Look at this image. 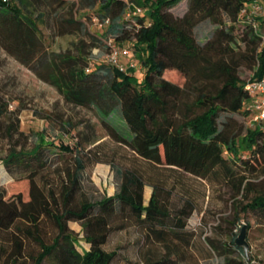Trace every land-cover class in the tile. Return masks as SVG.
Instances as JSON below:
<instances>
[{
  "label": "trees",
  "instance_id": "1",
  "mask_svg": "<svg viewBox=\"0 0 264 264\" xmlns=\"http://www.w3.org/2000/svg\"><path fill=\"white\" fill-rule=\"evenodd\" d=\"M14 1L25 12L0 0L1 50L54 87L67 104L90 109L112 141L144 161L229 184L234 226L250 227L239 223L241 213L264 220V122L244 127L233 118L251 119L245 87L264 78V31L258 18L256 29L240 16L252 0ZM182 1L184 13L174 16L171 9ZM30 3L59 11L55 34L78 36L74 52L47 50L38 21L49 27L48 16L33 19ZM81 9L88 12L78 17ZM205 21L216 29L201 44L193 31ZM237 24L243 28L236 34ZM124 48L136 64L131 77L109 63L91 68L92 50L110 55ZM242 68L253 72L250 79L240 77ZM173 74L182 76L181 84ZM8 107L0 101V118ZM13 129L7 128V138H13ZM50 146L38 142L26 150L14 144L1 159L15 181L28 183V200L20 194L9 198L0 187V264H113L118 253L104 246L111 231L127 225L141 233L137 254L142 264H200L192 251L195 234L187 229L196 210L190 199L171 210L152 186L145 205L142 175L114 167L116 194L97 202L81 200V175L90 162L101 161L98 154L84 152L80 142L72 151L65 148L71 157L54 183L44 176ZM56 148L63 157L62 146ZM47 222L54 227L52 237ZM68 222L80 223L90 245L86 253L76 250ZM204 240L223 264H253L235 240L228 245Z\"/></svg>",
  "mask_w": 264,
  "mask_h": 264
},
{
  "label": "rangeland",
  "instance_id": "2",
  "mask_svg": "<svg viewBox=\"0 0 264 264\" xmlns=\"http://www.w3.org/2000/svg\"><path fill=\"white\" fill-rule=\"evenodd\" d=\"M185 4L182 1L173 7V15L181 16ZM9 6H13L12 0ZM235 28V33H240L243 25L237 24ZM215 29L214 25L205 21L195 27L193 34L196 41L202 44L211 37ZM261 30L264 31V28ZM43 31L47 34L45 29ZM79 39L78 36L57 38L52 49L60 53L74 52V45ZM108 57L98 50H92L91 68L95 64H107ZM128 62L127 58L120 56V64L126 66ZM131 74L133 72L130 71L123 75L131 77ZM252 74L246 68L240 71V77L244 80L250 79ZM172 79L179 84L183 81L179 74H173ZM0 101L9 104L7 114L0 118V187L5 188L7 197L20 194L23 201L28 200V183L15 181L1 163L12 145L15 144L18 149L30 150L38 142L44 145L53 143L54 146H50V151L47 152L49 165L44 176L57 183L59 174L71 157L64 149L69 148L72 151L74 144L80 142L85 148L84 152L94 149L101 161L90 162L82 173L79 199L97 202L114 196L119 180L113 168L136 170L146 184L143 192L145 205L150 200L152 186L158 189L161 200H168L171 210L182 207L188 199L194 203L196 210L187 220V229L195 234L193 254L200 260V264H223V257L210 251L204 239L210 238L228 245L240 234V227L234 226L232 188L229 184L209 182L175 168L152 165L144 161L127 147L112 141L90 109L67 104L54 87L8 58L1 49ZM233 118L244 127L252 124L250 118L244 115L235 114ZM10 125L14 126L12 139L6 135ZM56 146H62V152H65L63 157L59 156L60 149ZM237 170L242 169L238 166ZM261 180L262 178H258L256 181ZM240 218L241 226L245 223L250 226L246 229L245 236L247 258L253 264H264V220L251 213H241ZM68 226L76 235V250L80 254L89 251L90 245L84 239L80 223L68 222ZM45 230L49 237L54 235V227L50 222H47ZM140 235L136 227L129 225L110 232L104 249L108 252L117 251L118 256L113 264H142L137 254Z\"/></svg>",
  "mask_w": 264,
  "mask_h": 264
},
{
  "label": "built area",
  "instance_id": "3",
  "mask_svg": "<svg viewBox=\"0 0 264 264\" xmlns=\"http://www.w3.org/2000/svg\"><path fill=\"white\" fill-rule=\"evenodd\" d=\"M3 1L6 2L7 0ZM139 11L138 9V12ZM262 14H264V2L261 0H252L248 6L246 5L242 9L240 16L245 17L246 21L252 23L254 28L257 29L258 24L256 19ZM108 56V63L114 66L120 73L126 74L130 71H135L136 64L133 61V54L130 49L124 48L121 52L114 50ZM120 56L129 60L126 66L119 63ZM87 72H89V70H87ZM245 88L251 97L249 103L251 123L264 122V78L256 82H248Z\"/></svg>",
  "mask_w": 264,
  "mask_h": 264
},
{
  "label": "crops",
  "instance_id": "4",
  "mask_svg": "<svg viewBox=\"0 0 264 264\" xmlns=\"http://www.w3.org/2000/svg\"><path fill=\"white\" fill-rule=\"evenodd\" d=\"M11 1V0H10ZM262 2H264V0H261ZM13 2V6L17 7L18 5L15 3L14 0H12ZM18 8L21 9L20 6H18ZM28 11L31 13H27V14H30V16L33 18V19H36V20H39L40 19V16L45 14L46 17H47V20L46 22H48V25L49 27L45 26L46 24H44L41 19L38 21V28L39 30L42 32V34L44 35V38H45V41L46 43L49 45V47L47 48V50L51 51V52H56L52 49V44L54 43V41L57 39V38H61V37H64V36H73V35H68V34H65V35H57L55 34V28H56V24L54 22L55 20V15L59 12V11H56L52 8V6H49V4L47 5H44V4H38V3H30L29 6L27 7ZM22 11H24V9H21ZM25 12V11H24ZM86 12L88 11H85L83 9H81L80 11V15L78 17H82ZM46 20V19H45ZM44 20V21H45ZM258 20L260 22V25H261V28H264V14H262L260 17H258ZM45 27H43V26ZM43 29H45L47 31V34L44 33ZM50 35V37H49ZM8 58L14 60L12 57L8 56L3 50H1ZM24 68V67H23Z\"/></svg>",
  "mask_w": 264,
  "mask_h": 264
},
{
  "label": "water",
  "instance_id": "5",
  "mask_svg": "<svg viewBox=\"0 0 264 264\" xmlns=\"http://www.w3.org/2000/svg\"><path fill=\"white\" fill-rule=\"evenodd\" d=\"M245 236H246V226H243L241 228L240 234L237 237V239L235 240V243L237 246L242 247L244 254H247V250H248V246L247 243L245 241Z\"/></svg>",
  "mask_w": 264,
  "mask_h": 264
}]
</instances>
